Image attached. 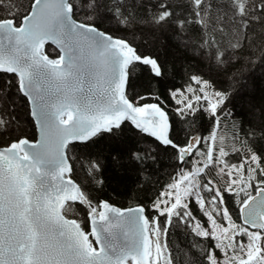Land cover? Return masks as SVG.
Listing matches in <instances>:
<instances>
[{
  "label": "snow or ice",
  "instance_id": "snow-or-ice-1",
  "mask_svg": "<svg viewBox=\"0 0 264 264\" xmlns=\"http://www.w3.org/2000/svg\"><path fill=\"white\" fill-rule=\"evenodd\" d=\"M0 12V264H264V125L236 120L232 77L219 87L189 67L161 90L167 56L141 34L197 31L195 54L218 71L257 48L264 63V0H187L180 14L168 0H0ZM161 152L173 172L146 203L102 198L129 173L141 184Z\"/></svg>",
  "mask_w": 264,
  "mask_h": 264
},
{
  "label": "trees",
  "instance_id": "trees-1",
  "mask_svg": "<svg viewBox=\"0 0 264 264\" xmlns=\"http://www.w3.org/2000/svg\"><path fill=\"white\" fill-rule=\"evenodd\" d=\"M12 2L27 4L28 0H12ZM168 3L173 11L180 14L187 5V0H168ZM226 31L230 32V30ZM125 34L131 38L130 33ZM141 34L147 40L151 50H159L162 59L165 55L167 56L166 76L161 81V90L164 86L173 83L178 86L183 84L184 81L181 77L189 67L197 74L203 73L205 77H211L219 87H227L228 84L232 83L228 77H232L236 82L234 86L239 89V96L242 97L236 102V107L233 110L236 114V120L238 122L243 121L245 128L249 126V122H251L252 127L257 129L264 125V63H261L259 59L261 52L258 48L254 56L250 55L249 51H245L239 54V59L230 60L225 71H218L214 63L206 57L201 58L195 54L201 39V34L197 31L179 33L170 27L157 32L145 27ZM216 38L222 48H228V34H225L223 38L218 34ZM209 39H211V33ZM177 40H179V44L176 42ZM185 44L188 46L187 52L182 51ZM145 87H148V81L144 78L139 79L136 90L142 91ZM25 130L29 133L31 131L27 127ZM220 131L224 136L229 135L227 129L221 128ZM172 172L173 165L169 156L161 152L158 156V163L152 167L150 175L140 177L141 184L132 183L137 179V176L135 173H129V179L124 184L105 186L102 198H110L112 202L124 206H129L130 203L137 200L146 203L155 190H159L161 186L169 182ZM113 188L116 189L115 192ZM178 237H180L179 232H176L175 235L169 234L170 241H174ZM181 243H185L183 238H181Z\"/></svg>",
  "mask_w": 264,
  "mask_h": 264
},
{
  "label": "rangeland",
  "instance_id": "rangeland-1",
  "mask_svg": "<svg viewBox=\"0 0 264 264\" xmlns=\"http://www.w3.org/2000/svg\"><path fill=\"white\" fill-rule=\"evenodd\" d=\"M194 87H195V85H194Z\"/></svg>",
  "mask_w": 264,
  "mask_h": 264
}]
</instances>
